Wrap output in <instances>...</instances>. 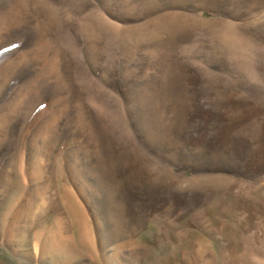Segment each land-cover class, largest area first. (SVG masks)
I'll return each mask as SVG.
<instances>
[{
    "label": "rangeland",
    "instance_id": "obj_1",
    "mask_svg": "<svg viewBox=\"0 0 264 264\" xmlns=\"http://www.w3.org/2000/svg\"><path fill=\"white\" fill-rule=\"evenodd\" d=\"M0 264H264V0H0Z\"/></svg>",
    "mask_w": 264,
    "mask_h": 264
}]
</instances>
